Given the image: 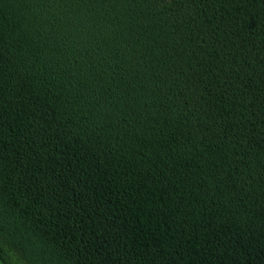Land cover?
I'll use <instances>...</instances> for the list:
<instances>
[{
    "label": "trees",
    "instance_id": "obj_1",
    "mask_svg": "<svg viewBox=\"0 0 264 264\" xmlns=\"http://www.w3.org/2000/svg\"><path fill=\"white\" fill-rule=\"evenodd\" d=\"M0 264H264V0H0Z\"/></svg>",
    "mask_w": 264,
    "mask_h": 264
}]
</instances>
